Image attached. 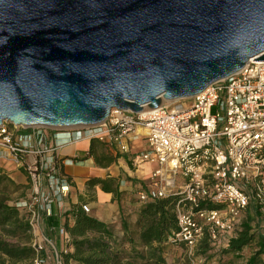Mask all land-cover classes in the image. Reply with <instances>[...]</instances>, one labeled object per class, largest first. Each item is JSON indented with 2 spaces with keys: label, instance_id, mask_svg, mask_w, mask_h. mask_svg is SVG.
<instances>
[{
  "label": "water",
  "instance_id": "1",
  "mask_svg": "<svg viewBox=\"0 0 264 264\" xmlns=\"http://www.w3.org/2000/svg\"><path fill=\"white\" fill-rule=\"evenodd\" d=\"M264 61V0H0V125L79 129Z\"/></svg>",
  "mask_w": 264,
  "mask_h": 264
},
{
  "label": "built area",
  "instance_id": "2",
  "mask_svg": "<svg viewBox=\"0 0 264 264\" xmlns=\"http://www.w3.org/2000/svg\"><path fill=\"white\" fill-rule=\"evenodd\" d=\"M255 60L195 98L164 102L160 109L140 114L114 109L100 125L58 129L77 130L86 140L122 153H130L133 143L146 142L148 150L133 162L137 168L154 164L157 169L138 200L147 204L178 197L180 231L169 244L184 248L191 262L205 230L213 241L217 235L231 237L243 226L254 198L261 202L264 235V179L251 182L264 177V61ZM44 129L49 128L0 125V159L22 168L30 182V197L15 206L27 215L35 252L31 264L52 259V264H64L42 233L43 217L52 216L55 204L70 192L59 147L47 145ZM82 209L91 212L87 205Z\"/></svg>",
  "mask_w": 264,
  "mask_h": 264
},
{
  "label": "trees",
  "instance_id": "3",
  "mask_svg": "<svg viewBox=\"0 0 264 264\" xmlns=\"http://www.w3.org/2000/svg\"><path fill=\"white\" fill-rule=\"evenodd\" d=\"M89 184L99 186L106 194L119 193V184L114 179H96ZM23 189V186L17 185L0 167V264H31L35 258V252L30 245L27 215L15 206L28 197L22 194L19 195V200H13ZM177 202L178 197L173 196L144 204L136 225L122 223L124 236L121 239L115 236L111 227L87 215L82 209L85 205L75 206L67 214L65 222L64 238L68 250L59 251L63 263L168 264L167 256L173 248L169 239L180 231L176 215ZM260 203L258 199H253L246 221L236 230L234 236L225 239L227 242L225 241L224 248H219L215 264H232L233 260L229 259L231 255L236 259L243 257L242 252L255 243L257 235L259 249L246 264H264ZM68 216L74 221L73 226H70ZM216 247L218 246L213 245L210 232L206 229L197 250L200 249L202 255H206ZM207 264H211L210 261L207 260Z\"/></svg>",
  "mask_w": 264,
  "mask_h": 264
},
{
  "label": "crops",
  "instance_id": "4",
  "mask_svg": "<svg viewBox=\"0 0 264 264\" xmlns=\"http://www.w3.org/2000/svg\"><path fill=\"white\" fill-rule=\"evenodd\" d=\"M41 134L48 146L59 147L57 155L61 163V171L67 178L70 188L68 196L53 207L52 216L43 217V235L54 244L58 252L68 250L64 238L67 214L71 213L75 206L87 205L91 210L87 215L111 227L117 238H123L122 223L126 222L133 226L137 224L140 209L144 205L139 202L138 194L146 190L152 173L157 169L154 164L137 168L133 162L136 154L148 150L146 142L133 143L130 145V153H122L117 148L86 140L84 133L77 130L44 129ZM3 161L10 163L23 173L25 181L20 182L5 171L17 185L23 188L29 187L25 194L29 198L31 186L25 171L11 160L0 159V163ZM96 179L116 180L119 184V193L106 194L99 186L94 187L89 184ZM19 197L15 195L14 202L19 200ZM68 218L70 226H73L74 221L71 217L68 216ZM225 241L223 239L220 244H217V248L225 246L224 243L227 242ZM229 259L233 260L232 264H238L241 260L234 258L233 255ZM248 259H243V264H246ZM49 263L52 264L53 259L49 260ZM167 263L170 264L168 259Z\"/></svg>",
  "mask_w": 264,
  "mask_h": 264
},
{
  "label": "rangeland",
  "instance_id": "5",
  "mask_svg": "<svg viewBox=\"0 0 264 264\" xmlns=\"http://www.w3.org/2000/svg\"><path fill=\"white\" fill-rule=\"evenodd\" d=\"M1 167L4 171H7L15 180L24 182L25 179L23 178V173L16 168L15 166L11 165L10 163L3 161L0 163ZM261 179H264V177L261 178H253L251 182H260ZM27 188V187H26ZM24 188L18 195L26 194L29 188ZM26 197V196H25ZM262 236H264L261 233ZM229 237L225 236H216V240L213 241V245L220 244V242L223 239H227ZM259 235H257V239L254 244L251 246L247 247L244 251L243 257H241L240 261H238V264H243L244 260L252 257L259 249ZM226 243H224L225 245ZM225 246L221 247L224 248ZM200 252V253H199ZM219 248H214L212 251H210L206 255H202L200 249L196 250L194 252V257L192 258V262L190 261L191 259L189 258L188 254L185 252V250L173 247L171 252L168 254L167 259L170 264H207V260L210 261V263H214L215 260H217V255L219 254ZM244 259V260H243Z\"/></svg>",
  "mask_w": 264,
  "mask_h": 264
},
{
  "label": "bare ground",
  "instance_id": "6",
  "mask_svg": "<svg viewBox=\"0 0 264 264\" xmlns=\"http://www.w3.org/2000/svg\"><path fill=\"white\" fill-rule=\"evenodd\" d=\"M145 109H148L147 107Z\"/></svg>",
  "mask_w": 264,
  "mask_h": 264
}]
</instances>
